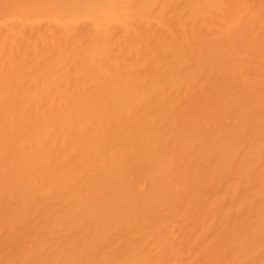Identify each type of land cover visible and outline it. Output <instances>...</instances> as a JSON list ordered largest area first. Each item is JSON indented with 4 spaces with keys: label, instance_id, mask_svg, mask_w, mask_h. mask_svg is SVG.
<instances>
[{
    "label": "bare ground",
    "instance_id": "obj_1",
    "mask_svg": "<svg viewBox=\"0 0 264 264\" xmlns=\"http://www.w3.org/2000/svg\"><path fill=\"white\" fill-rule=\"evenodd\" d=\"M0 264H264V0H0Z\"/></svg>",
    "mask_w": 264,
    "mask_h": 264
}]
</instances>
